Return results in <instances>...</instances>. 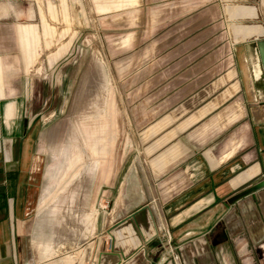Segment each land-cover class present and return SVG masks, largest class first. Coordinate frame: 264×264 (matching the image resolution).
Returning <instances> with one entry per match:
<instances>
[{"label": "crops", "instance_id": "obj_1", "mask_svg": "<svg viewBox=\"0 0 264 264\" xmlns=\"http://www.w3.org/2000/svg\"><path fill=\"white\" fill-rule=\"evenodd\" d=\"M162 8L144 48L143 31L131 33L117 63L130 67L129 140L100 190L98 235L52 255L28 210L39 115L59 110L67 47L52 12L0 0V264H264V21L235 26L257 15L231 16L218 0Z\"/></svg>", "mask_w": 264, "mask_h": 264}, {"label": "rangeland", "instance_id": "obj_2", "mask_svg": "<svg viewBox=\"0 0 264 264\" xmlns=\"http://www.w3.org/2000/svg\"><path fill=\"white\" fill-rule=\"evenodd\" d=\"M16 1L20 8L57 16L60 45L67 47L60 60V67L68 64L60 69L66 76L60 77L59 110L47 108L39 115L40 192L28 210V221L47 241L49 254L61 255L96 239L100 190L113 181L111 175L129 140L126 115L121 110L125 91L120 87L130 67L126 70L117 63L131 57L133 50L123 42L131 33L143 31L138 49L144 48L147 37L152 36L147 34L154 18L151 11L161 12L162 7L170 11L185 4L186 12L193 13L208 7L211 0ZM218 1L231 10V16L237 11L256 13L253 20L236 19L235 26L264 21V0ZM83 169L90 174L87 188L81 187Z\"/></svg>", "mask_w": 264, "mask_h": 264}, {"label": "water", "instance_id": "obj_3", "mask_svg": "<svg viewBox=\"0 0 264 264\" xmlns=\"http://www.w3.org/2000/svg\"><path fill=\"white\" fill-rule=\"evenodd\" d=\"M263 44H264V42H263ZM262 61H264V60H262ZM262 70H263V74H264V65L262 67ZM263 88H264V85H263ZM124 260H126V259H124ZM118 264H122V262H119Z\"/></svg>", "mask_w": 264, "mask_h": 264}, {"label": "bare ground", "instance_id": "obj_4", "mask_svg": "<svg viewBox=\"0 0 264 264\" xmlns=\"http://www.w3.org/2000/svg\"><path fill=\"white\" fill-rule=\"evenodd\" d=\"M254 10H255V8L254 7H252ZM255 15H256V13H255Z\"/></svg>", "mask_w": 264, "mask_h": 264}]
</instances>
